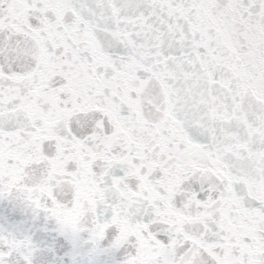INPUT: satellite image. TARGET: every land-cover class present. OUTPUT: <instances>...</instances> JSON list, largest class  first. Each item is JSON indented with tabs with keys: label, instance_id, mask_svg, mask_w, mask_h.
Segmentation results:
<instances>
[{
	"label": "snow or ice",
	"instance_id": "snow-or-ice-1",
	"mask_svg": "<svg viewBox=\"0 0 264 264\" xmlns=\"http://www.w3.org/2000/svg\"><path fill=\"white\" fill-rule=\"evenodd\" d=\"M0 264H264V0H0Z\"/></svg>",
	"mask_w": 264,
	"mask_h": 264
}]
</instances>
